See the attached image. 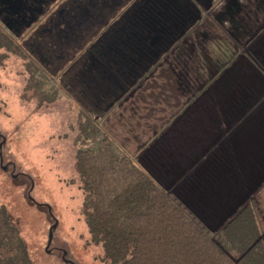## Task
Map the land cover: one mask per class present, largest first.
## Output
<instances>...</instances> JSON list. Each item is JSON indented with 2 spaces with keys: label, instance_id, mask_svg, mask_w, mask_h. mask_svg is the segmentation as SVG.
I'll list each match as a JSON object with an SVG mask.
<instances>
[{
  "label": "rangeland",
  "instance_id": "374dc122",
  "mask_svg": "<svg viewBox=\"0 0 264 264\" xmlns=\"http://www.w3.org/2000/svg\"><path fill=\"white\" fill-rule=\"evenodd\" d=\"M214 5L181 37L177 51L154 61L113 107L94 111L176 196V186L164 176L170 172L166 179L171 180L197 160L190 151L198 140L195 132L214 128L224 103L264 92L255 68L264 72L253 52L264 50V0H216ZM25 62L9 54L0 64V207L32 264H111L90 240L74 178L77 114L87 109L82 73L53 72L58 97L39 104L25 88ZM221 227L206 228L216 233Z\"/></svg>",
  "mask_w": 264,
  "mask_h": 264
},
{
  "label": "trees",
  "instance_id": "16d2710c",
  "mask_svg": "<svg viewBox=\"0 0 264 264\" xmlns=\"http://www.w3.org/2000/svg\"><path fill=\"white\" fill-rule=\"evenodd\" d=\"M9 54L26 60L25 88L38 96L39 104L54 102L55 75L23 55L16 40L0 28V64ZM99 60L96 56L90 63L98 66ZM88 71L82 73L87 109L77 114L73 167L90 240L101 247L104 258L111 264H264L260 203L248 200L211 233L98 121L94 111L106 112L131 88L118 87L114 71L108 74L100 67ZM145 72H138L135 84ZM0 264H32L4 207H0Z\"/></svg>",
  "mask_w": 264,
  "mask_h": 264
},
{
  "label": "flooded vegetation",
  "instance_id": "af4514ba",
  "mask_svg": "<svg viewBox=\"0 0 264 264\" xmlns=\"http://www.w3.org/2000/svg\"><path fill=\"white\" fill-rule=\"evenodd\" d=\"M214 1L0 0V28L51 74L72 73L80 59V73L100 67L118 74H111L118 87L133 88L138 72L177 51ZM253 52L264 72V50ZM96 56L100 64L91 65Z\"/></svg>",
  "mask_w": 264,
  "mask_h": 264
},
{
  "label": "crops",
  "instance_id": "0c3cea01",
  "mask_svg": "<svg viewBox=\"0 0 264 264\" xmlns=\"http://www.w3.org/2000/svg\"><path fill=\"white\" fill-rule=\"evenodd\" d=\"M255 70L264 85V75ZM224 105L214 128L194 134L198 140L190 151L198 154L197 160L171 174V180L166 179L170 172L164 176L178 197L159 182L180 202L184 199L182 204L209 230L223 226L252 198L264 210V92Z\"/></svg>",
  "mask_w": 264,
  "mask_h": 264
},
{
  "label": "water",
  "instance_id": "95a60500",
  "mask_svg": "<svg viewBox=\"0 0 264 264\" xmlns=\"http://www.w3.org/2000/svg\"><path fill=\"white\" fill-rule=\"evenodd\" d=\"M53 227H54V225H53ZM53 227L51 228V230H50V233H51V231H52Z\"/></svg>",
  "mask_w": 264,
  "mask_h": 264
}]
</instances>
